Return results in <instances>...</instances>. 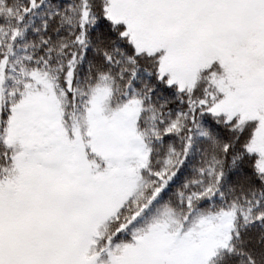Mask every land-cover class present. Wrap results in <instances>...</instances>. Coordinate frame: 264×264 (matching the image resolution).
I'll list each match as a JSON object with an SVG mask.
<instances>
[{
    "label": "snow or ice",
    "instance_id": "snow-or-ice-1",
    "mask_svg": "<svg viewBox=\"0 0 264 264\" xmlns=\"http://www.w3.org/2000/svg\"><path fill=\"white\" fill-rule=\"evenodd\" d=\"M0 264H264V0H0Z\"/></svg>",
    "mask_w": 264,
    "mask_h": 264
}]
</instances>
